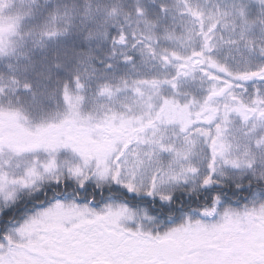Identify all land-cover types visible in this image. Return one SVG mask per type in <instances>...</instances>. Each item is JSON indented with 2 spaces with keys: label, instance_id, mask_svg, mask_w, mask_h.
Wrapping results in <instances>:
<instances>
[{
  "label": "snow or ice",
  "instance_id": "obj_1",
  "mask_svg": "<svg viewBox=\"0 0 264 264\" xmlns=\"http://www.w3.org/2000/svg\"><path fill=\"white\" fill-rule=\"evenodd\" d=\"M0 264H264V0H0Z\"/></svg>",
  "mask_w": 264,
  "mask_h": 264
}]
</instances>
